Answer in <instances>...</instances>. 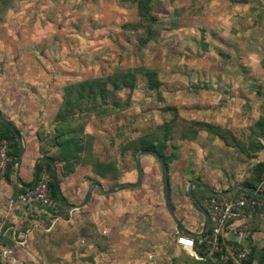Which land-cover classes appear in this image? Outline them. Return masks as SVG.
<instances>
[{
  "label": "rangeland",
  "instance_id": "1",
  "mask_svg": "<svg viewBox=\"0 0 264 264\" xmlns=\"http://www.w3.org/2000/svg\"><path fill=\"white\" fill-rule=\"evenodd\" d=\"M13 101L45 106L42 119L28 124L37 109ZM3 110L27 133L58 129L54 156L105 190L136 182L137 154L157 150L168 185L190 168L206 184L245 182L264 153V0H0V112L10 121ZM95 161L114 171L95 172ZM140 164L135 188L0 219V264H147L143 245L168 243L169 231L160 164L150 154Z\"/></svg>",
  "mask_w": 264,
  "mask_h": 264
},
{
  "label": "crops",
  "instance_id": "2",
  "mask_svg": "<svg viewBox=\"0 0 264 264\" xmlns=\"http://www.w3.org/2000/svg\"><path fill=\"white\" fill-rule=\"evenodd\" d=\"M12 101L8 100L6 101L7 104H10ZM22 101H19V106L16 102L13 101L11 106H18L22 107L24 105V108L32 109L36 108V112L30 113L28 111V124L34 123L33 119L36 118V120H41V109H44L45 106L33 104L32 102L29 103L30 105H26L27 103L24 101V103L21 104ZM48 107V106H46ZM10 109V107L8 106ZM14 108V107H13ZM3 109V107H1ZM4 111V110H3ZM5 112V111H4ZM10 119V122L18 129L22 136V142H23V155L21 159V163L18 169V177L20 181L17 179L16 170L14 167V172L12 174H9L8 177H0V219L8 220L11 223L19 222L23 219H30V216H35L36 209L39 211L43 209H56V203L54 201H51V204L48 206H43L37 202H31V203H15L14 206L9 207L8 201L10 198L14 197L18 193L19 187L29 186L34 181V167L35 163L38 159V169L44 170L45 173L47 171V165L45 163L44 157H47L52 160L56 167V173L57 178L59 181L60 191H61V197L65 198V203L71 204V205H79L84 200L86 191L88 190L89 186L93 182H97V178L95 179V173H85L83 180L80 178V180H76L77 177L75 174L78 173L79 167L76 168V172H72L67 176H63L62 170L64 162L61 160L54 159V151L57 150L55 142L53 141V136L55 132L52 130H44L43 134H40L38 130L43 131V129L37 128L35 133L33 131L27 133V131H24L23 129H20L18 127L19 122L21 120L19 119V113L13 112V110H8V112H5ZM30 120L32 122H30ZM35 120V122H36ZM264 160V153H261ZM53 156V157H52ZM56 158V157H55ZM262 160V161H263ZM49 163V162H48ZM50 164V163H49ZM51 166V164H50ZM89 166V165H87ZM52 169V166H51ZM130 168L126 170V176L129 175L131 178L132 173L129 172ZM185 172V178L180 179L177 181H174L173 185H169V195H170V203L172 207V211L174 213L175 218L180 223L181 227L177 224V222L172 218L170 213L168 212L166 205L164 209V220L163 223L166 221L167 227H165L166 230H168V243H145L143 245V248H145L146 253H150L147 256H145L147 264H201L203 261L191 256L187 250H185L183 247L177 244L176 240L181 235H187L194 239H198L201 235L206 233L212 222H211V214L209 213V201L212 197H219L215 195H211L204 190L192 186V195L193 197L198 201V203L207 210L209 215V227L208 229L203 233L204 227H205V217L204 215L193 205L191 202V199L189 197V187L190 184L195 182L200 185H203L207 187L208 189H211L216 192H222L226 190H231L236 184L241 183L247 186L244 182H239L237 180H234L229 174L227 175H220V180L209 182L210 184H206V182H200L198 180L197 173H191V168L189 170H186ZM253 172L250 173V178L252 177ZM217 176V175H216ZM190 179H188V178ZM217 179V178H216ZM215 179V180H216ZM131 182V179H130ZM248 187V186H247ZM95 189L92 190V193L88 199V201L95 200L96 194ZM131 188H121L118 190L120 192L121 190L124 191ZM99 190V189H98ZM247 190L243 189H236L235 191L227 194L222 195L229 198L238 197L243 192ZM81 193V195L79 194ZM116 192V191H115ZM113 192L114 194H117ZM101 195H104L100 192ZM127 194V192H125ZM126 196V195H125ZM63 200V199H62ZM87 201V202H88ZM79 203V204H75ZM114 204H117V202H114ZM70 211L74 210L69 208L67 205H65ZM121 203L119 205L120 210ZM161 211V208H158V211ZM45 211V210H44ZM253 210L247 209L246 214L241 219L228 223L223 232H222V240L226 244H239L242 246H245L249 249L251 252L250 258L253 259V261H256V259L260 257H264V214L263 216H255L252 215ZM248 224H251V231L248 232L247 235L240 236L239 231L248 229ZM195 251L198 256L204 255V250L197 246L195 248Z\"/></svg>",
  "mask_w": 264,
  "mask_h": 264
},
{
  "label": "built area",
  "instance_id": "3",
  "mask_svg": "<svg viewBox=\"0 0 264 264\" xmlns=\"http://www.w3.org/2000/svg\"><path fill=\"white\" fill-rule=\"evenodd\" d=\"M8 142L2 140L0 142V177H2L7 169L8 165ZM264 165V160H263ZM49 174L45 172L42 175V179L32 187L26 189V191L19 193L16 197H12L8 201V206L12 207L15 203H31L37 202L43 206L51 204V198L48 187ZM257 191L264 192V172L263 176L256 189ZM256 199L247 196L240 195L234 198L227 197H212L209 201V213L211 214V226L209 232L201 235L198 238L197 244L194 238L181 235L177 238L178 245L183 247L188 253L205 262L207 259L216 261V254H219V263L217 264H264V262L253 261L249 262V249L239 244H226L222 240V232L225 226L237 221L245 216L246 210H253L256 205H259ZM6 230V224L4 220H0V239ZM248 231L246 228L239 231L240 236H246ZM199 246L203 248L204 255L198 256L195 248ZM3 253H7L3 249H0V257Z\"/></svg>",
  "mask_w": 264,
  "mask_h": 264
},
{
  "label": "water",
  "instance_id": "4",
  "mask_svg": "<svg viewBox=\"0 0 264 264\" xmlns=\"http://www.w3.org/2000/svg\"><path fill=\"white\" fill-rule=\"evenodd\" d=\"M0 120L12 131V133L15 135L16 137V140L18 142V147H19V153L16 157V160H15V170H16V175H17V179L18 181H20L19 177H18V169H19V166H20V163H21V159H22V155H23V142H22V136L20 134V132L18 131V129L10 122L8 121L0 112ZM145 154H150V155H153L159 162L160 164V167H161V178H162V186H163V195H164V201H165V205H166V208L168 210V212L170 213V215L172 216V218L177 222V224L181 227L180 223L177 221V219L175 218L174 216V213L172 211V207H171V203H170V195H169V185H168V170H167V166L164 162V160L154 151H140L137 156H136V159H135V166H136V171H137V180L136 182L134 183H123V184H120L118 186H115V187H111L107 190H105L99 183L97 182H93L90 184L88 190L86 191V194H85V197H84V200L82 201L81 204L79 205H71V204H67L65 202H63L62 200V197H61V191H60V186H59V181H58V178H57V173H56V167L54 165V163L52 162L51 159L47 158V157H44L45 160H47L51 166H52V175H53V181H54V186H55V189H56V192H57V197L60 201H62L65 205H67L69 208L71 209H78L82 206H84L91 193H92V190L94 188H98L100 190V192L102 194H110V193H113L115 191H117L118 189H121V188H135L137 187L141 180H142V168H141V164H140V157L142 155H145ZM40 159H38L35 163V167H34V181L31 185L29 186H25V185H22L24 186L25 189H28V188H32L36 182H37V179H38V162H39ZM192 186H196L202 190H204L205 192L211 194V195H215V196H222V195H227L233 191H235L236 189H243V190H247V191H250L252 192L253 194L259 196V197H262L264 198V192H260V191H257L255 189H251L247 186H245L244 184H241V183H238L236 184L231 190H226V191H222V192H216V191H213L211 189H208L207 187L203 186V185H200L198 183H191L190 184V187H189V197L191 199V202L193 203V205L204 215L205 217V227H204V230H203V233L208 229L209 227V215H208V212L206 209H204L199 203L198 201L193 197L192 195Z\"/></svg>",
  "mask_w": 264,
  "mask_h": 264
},
{
  "label": "trees",
  "instance_id": "5",
  "mask_svg": "<svg viewBox=\"0 0 264 264\" xmlns=\"http://www.w3.org/2000/svg\"><path fill=\"white\" fill-rule=\"evenodd\" d=\"M150 8H148V11H149ZM60 134V131L57 129V132L54 134L53 136V141L55 142V145H57L59 148H61V140H62V137L59 135ZM2 140H6L8 142V150H7V154H8V165H7V169H6V172L5 174L3 175L4 177H8L9 174H12L14 172V165H15V160H16V157L19 153V147H18V142L16 140V137L15 135L12 133V131L0 120V142ZM149 146L150 148L154 149L155 148V144L153 142H149ZM148 146V147H149ZM78 151V150H77ZM158 151V154L163 158L166 166L168 164L167 162V159L165 158V156L163 154H161L162 152L157 150ZM77 157H79V154L76 155ZM53 157V156H52ZM54 156V159H57V160H66L68 161L69 159H65L63 156L62 157H56ZM46 165H47V171L48 174H49V180H48V187H49V194H50V198L52 201H54L56 203V209L57 210H64V211H68L69 209L65 206V204L60 201L57 197V192H56V189H55V186H54V181H53V175H52V169H51V166L50 164L48 163V161H45ZM106 164H102V163H98L95 161V163H92V168L95 172H99L100 173V170L105 167ZM108 166H106L104 168V170H108L110 173H112L113 170V167L112 165L110 164H107ZM44 170H41V169H38V182L42 179V175L44 174L43 172ZM72 172V168L69 167L68 165L64 164L63 165V170H62V174L63 176H67L69 175L70 173ZM263 172H264V165H263V161H262V165H259L258 167H256L255 171L253 172L252 174V177L249 178L247 181H245L244 183L251 189H257L258 187V184L263 176ZM26 191V189L24 187H19L18 188V193L14 196L16 197L19 193L21 192H24ZM244 194L243 195H247V196H250L254 199H256L258 202H260L259 205H256L255 208L253 209V212H252V215H255V216H263L264 214V198L262 197H259L255 194H253L252 192L250 191H244L243 192ZM219 197H226V196H219ZM229 198V197H227ZM63 201H65V198L62 197ZM251 224H248V229L247 231L250 233L251 231ZM210 230V228H209ZM209 230L207 232H209ZM7 232V228L6 230L4 231L3 235L1 236V239H0V249H2V243H3V239H4V235L5 233ZM206 232V233H207ZM205 234V233H204ZM196 241V244H197V241L198 239H195ZM203 249V248H202ZM250 254L251 252L249 253V262H253V259L250 258ZM216 261H212L211 259H207L205 262H202L201 264H217L219 263V254H216ZM256 261L258 262H264V257H260L258 259H256Z\"/></svg>",
  "mask_w": 264,
  "mask_h": 264
}]
</instances>
